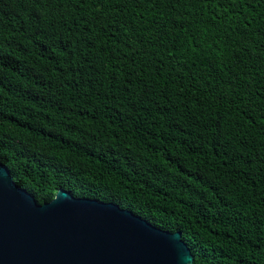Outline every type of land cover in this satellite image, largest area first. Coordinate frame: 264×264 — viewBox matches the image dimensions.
<instances>
[{"label": "trees", "instance_id": "obj_1", "mask_svg": "<svg viewBox=\"0 0 264 264\" xmlns=\"http://www.w3.org/2000/svg\"><path fill=\"white\" fill-rule=\"evenodd\" d=\"M0 162L264 264V0H0Z\"/></svg>", "mask_w": 264, "mask_h": 264}, {"label": "water", "instance_id": "obj_2", "mask_svg": "<svg viewBox=\"0 0 264 264\" xmlns=\"http://www.w3.org/2000/svg\"><path fill=\"white\" fill-rule=\"evenodd\" d=\"M180 231L59 188L37 203L0 162V264H190Z\"/></svg>", "mask_w": 264, "mask_h": 264}]
</instances>
